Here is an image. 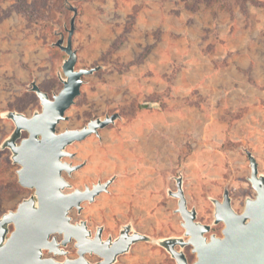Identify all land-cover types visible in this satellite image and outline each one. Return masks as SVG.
Instances as JSON below:
<instances>
[{
  "label": "rangeland",
  "instance_id": "rangeland-1",
  "mask_svg": "<svg viewBox=\"0 0 264 264\" xmlns=\"http://www.w3.org/2000/svg\"><path fill=\"white\" fill-rule=\"evenodd\" d=\"M72 9L75 69L97 70L82 78L56 133L116 119L66 148L63 161L78 169L62 174L65 193L113 180L71 222L93 235L102 228L103 240L130 226L153 241L115 264H175L155 242L184 237L169 196L176 179L196 222L210 226L206 237H220L214 201L227 193L242 213L256 196L247 154L264 176V0H0V217L34 195L4 148L14 131L7 115L41 112L33 83L50 99L62 89L67 56L55 43L66 42ZM65 250L77 257L73 243ZM184 253L192 264L191 247Z\"/></svg>",
  "mask_w": 264,
  "mask_h": 264
},
{
  "label": "water",
  "instance_id": "water-1",
  "mask_svg": "<svg viewBox=\"0 0 264 264\" xmlns=\"http://www.w3.org/2000/svg\"><path fill=\"white\" fill-rule=\"evenodd\" d=\"M72 11L66 42L60 38L55 43L67 56L62 65V89L50 99L33 83L32 91L39 98L41 112L32 117L20 113L7 115L14 124V131L4 148L10 150L13 163L20 167L18 184L33 190L34 195L22 201L15 211L0 217V264H115L136 243L151 241L133 232L130 226L123 227L116 239L103 240L102 228L93 235L85 221L73 224L69 217L74 209L81 212L82 203H92L98 195L107 192L113 180L65 193L71 186L62 174L70 175L78 169L63 161L71 157L66 148L90 135H98L99 130L116 119V115H112L104 120H93L79 130L56 133L57 125L65 119V112L80 94L82 78L97 70L75 69L77 56L72 48V35L77 11ZM23 132L27 138L20 140ZM247 155L249 182L256 196L245 201L242 213L232 209L227 193L222 202L214 201V224L224 226L220 237H206L210 226L196 222L195 210L187 207L182 180L176 179V191L169 196L178 201L176 212L182 219L184 237L155 242L175 264H189L184 253L186 247H191L195 255L192 264H264V176L258 173L254 157ZM9 226H13L11 233ZM54 235L61 236V241ZM71 243L76 249L75 259L66 258L65 248ZM44 252L51 257L44 258ZM87 256H96L99 261L91 263ZM56 257L65 259L60 262Z\"/></svg>",
  "mask_w": 264,
  "mask_h": 264
},
{
  "label": "flooded vegetation",
  "instance_id": "flooded-vegetation-1",
  "mask_svg": "<svg viewBox=\"0 0 264 264\" xmlns=\"http://www.w3.org/2000/svg\"><path fill=\"white\" fill-rule=\"evenodd\" d=\"M74 224H76V223H74ZM10 227H11L12 229H11ZM87 227H88V226H87ZM12 231H13V226H9V232L11 233ZM102 234H103V232H102ZM54 236H55V238H56V237L59 238V240H57L58 242L61 240V236H59V235H54ZM56 239H57V238H56ZM102 239H103V238H102ZM43 257H44V253H43Z\"/></svg>",
  "mask_w": 264,
  "mask_h": 264
}]
</instances>
